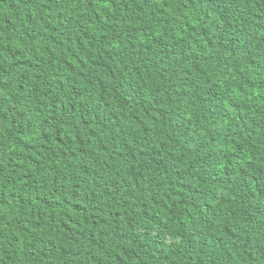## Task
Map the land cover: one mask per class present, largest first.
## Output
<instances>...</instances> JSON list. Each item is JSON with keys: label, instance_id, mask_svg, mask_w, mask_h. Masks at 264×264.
<instances>
[{"label": "trees", "instance_id": "obj_1", "mask_svg": "<svg viewBox=\"0 0 264 264\" xmlns=\"http://www.w3.org/2000/svg\"><path fill=\"white\" fill-rule=\"evenodd\" d=\"M0 264H264V0H0Z\"/></svg>", "mask_w": 264, "mask_h": 264}]
</instances>
